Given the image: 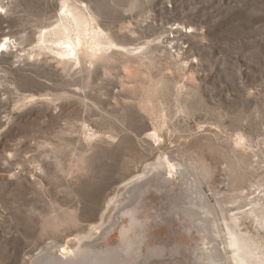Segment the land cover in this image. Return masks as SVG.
Instances as JSON below:
<instances>
[{"label":"rangeland","instance_id":"obj_1","mask_svg":"<svg viewBox=\"0 0 264 264\" xmlns=\"http://www.w3.org/2000/svg\"><path fill=\"white\" fill-rule=\"evenodd\" d=\"M0 9V264L264 261V0Z\"/></svg>","mask_w":264,"mask_h":264},{"label":"bare ground","instance_id":"obj_2","mask_svg":"<svg viewBox=\"0 0 264 264\" xmlns=\"http://www.w3.org/2000/svg\"><path fill=\"white\" fill-rule=\"evenodd\" d=\"M4 45L6 46L7 43L1 45L4 47ZM204 202V201H203ZM237 218V217H236ZM237 221V224H239V219L236 220ZM208 224V223H207ZM145 225V224H144ZM140 226V225H139ZM141 230V229H140ZM146 230V229H145ZM230 234H231V237H232V245H233V249H234V257L235 259L237 260L238 264H249L247 261L249 260H246V244L244 243V239L242 240V238L235 232L233 231H230ZM133 239V238H132ZM140 241V240H139ZM138 244V243H137ZM176 244V243H175ZM177 246V245H175ZM150 247V246H149ZM154 247V246H152ZM147 248V247H146ZM162 248V247H160ZM250 249V248H249ZM139 251V250H138ZM140 253V252H139ZM248 253L251 254L252 256L251 257H254V258H258L259 259V262H254L250 264H264V261H262L259 257V255L257 254V252H254L252 249L248 250ZM149 254V253H148ZM253 258V259H254ZM248 259V257H247ZM258 261V260H257Z\"/></svg>","mask_w":264,"mask_h":264},{"label":"snow or ice","instance_id":"obj_3","mask_svg":"<svg viewBox=\"0 0 264 264\" xmlns=\"http://www.w3.org/2000/svg\"><path fill=\"white\" fill-rule=\"evenodd\" d=\"M0 11H3V9H0Z\"/></svg>","mask_w":264,"mask_h":264}]
</instances>
